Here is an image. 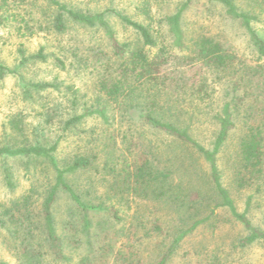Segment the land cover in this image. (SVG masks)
<instances>
[{"label": "trees", "instance_id": "16d2710c", "mask_svg": "<svg viewBox=\"0 0 264 264\" xmlns=\"http://www.w3.org/2000/svg\"><path fill=\"white\" fill-rule=\"evenodd\" d=\"M43 1L47 10L53 9L54 33L61 36L76 27L102 34L104 43L94 54L100 69L98 93L90 103L80 105L72 92L70 114L65 119L60 116L61 135L56 140L51 142L42 131L33 143L0 145V158L19 157L45 168L38 173L36 167L32 172L27 167L34 179L30 188L19 200L0 203L1 245L11 253L15 264H170L184 237L199 224L212 220L217 210H226L245 233L239 236L238 247L264 243V230L254 226L249 217L253 202L264 198V0H204L218 4L243 26L252 48L251 62L227 51L212 37L187 34L183 15L194 0H185L178 10L161 17L156 14L165 0H140L134 7L135 19L113 8L82 12L60 0ZM1 2L2 9L5 2ZM110 18L130 34L129 40L117 38ZM5 22L0 15V25ZM28 60L45 58L39 53ZM56 61L63 66L60 59ZM16 72L0 64V79ZM217 73L226 80V100L214 116L218 126L215 140L211 148H206L191 131L200 114H207L212 101L208 78ZM34 86L38 91L53 88L48 83ZM61 105L42 107L40 115L47 117L43 125L49 135ZM130 112L136 115L141 128L168 138L169 143L164 146L131 140L124 155L121 151L116 154L118 148L112 150L116 143L106 150L108 144L86 142L88 146L94 144L95 149L102 147V169L110 179L111 193L94 196L82 190L70 179L90 170L98 153L87 148L68 160H60L61 142L71 134L79 135L80 127L90 117L109 127L117 123L118 117H129ZM237 121L244 134L231 184L233 191L247 194L242 210L224 185L218 164ZM9 127L13 134H23L22 121L17 117L9 121ZM163 152L170 154L168 160H162ZM182 159L204 164L207 181L203 184L208 197L197 184L189 182L183 187L180 182L173 183ZM39 174L46 178L50 175L52 185L46 191L38 223L30 207L38 197ZM3 181L9 192L16 189L8 168L3 170ZM60 195L66 197L68 207L58 223L54 206ZM136 200L171 204L179 221L185 223L169 233L158 217H129L131 203ZM188 253L192 254H184V264H228L214 253Z\"/></svg>", "mask_w": 264, "mask_h": 264}, {"label": "rangeland", "instance_id": "374dc122", "mask_svg": "<svg viewBox=\"0 0 264 264\" xmlns=\"http://www.w3.org/2000/svg\"><path fill=\"white\" fill-rule=\"evenodd\" d=\"M60 1L82 12L113 8L133 17V19H135L134 7L140 2V0ZM4 2V7L0 8V15L6 18V22L0 25V64L12 70L15 69L17 72L5 75L0 79V145L30 144L39 140L37 138L42 131L48 135L52 142L61 135L60 116H64L65 119L70 114L69 99L73 96L72 92H75L80 105L90 103L98 93L96 84L100 69L94 59V54L97 53L98 48H102L104 43L102 34L71 27L64 35L60 36L51 29L53 9L47 10V4L43 0H4ZM184 2L185 0L162 1L156 16L170 15L175 9L178 10ZM0 4H2L1 0ZM183 19L188 35L212 37L227 51L236 54L242 60L252 61V48L248 34L243 26L228 16L218 4L194 0L184 11ZM110 24L117 32L119 40L125 41L131 38L130 34L114 18H110ZM258 28L262 27L258 26ZM39 53L44 56V61L28 60L31 56ZM57 59L63 62V66L57 63ZM209 76L208 89L212 95V101L206 108L207 114L205 112L200 114L191 131L192 137L206 148H211L215 140L218 126L214 116L223 106L227 93V83L223 79V74L217 73ZM38 83H48L53 88L38 91L34 88V85ZM60 104L62 105L57 111L49 135L47 127L43 125L47 117L40 115L42 107L51 108ZM78 111V113L81 112ZM15 117L22 121V135L13 134L10 130L9 121ZM136 118V115L130 112L129 117L126 116L122 120L118 117L117 123H112V126L108 127L102 120L90 117L80 127L79 135L66 136L59 147L58 157L60 160H68L87 148L91 151L94 150L93 154L98 153V160L90 170L78 173L70 180L94 196H106L111 193L110 179L102 169L105 160V154L101 152L102 147L95 149L94 144L88 146L86 142L94 140L97 144H108L106 150H109L110 145L116 143L112 150L115 151L118 148L116 154L121 151L124 155L128 154L126 148L131 140L138 141V143L160 142V144L164 143V146L169 143L168 138L157 137L146 131L145 128H141ZM236 124V130L233 131L220 152L218 164L224 185L237 202L238 208L242 210L247 194L233 191L231 184L240 138L244 134L241 122L237 121ZM140 134H142L141 138H139ZM138 155L140 156V153ZM182 155L185 156L186 152L183 151ZM162 157V160H168L167 157H170V154L163 152ZM180 162L181 167L180 170L175 171L172 178L173 183L180 182L183 187H188L189 182L197 184L196 186H199L197 188H202L204 196L208 197L209 192L203 184L207 181L204 164L200 162L191 164L187 159H182ZM38 164L19 157L0 158V203L17 201L26 193L34 181L30 172L34 167L37 168L38 173L41 168H44ZM179 164L178 162V167ZM4 168H8L12 174L16 186L13 192H9L4 186ZM36 178L38 197L33 199L34 203L30 209L37 216L36 221L39 223L41 205L46 191L52 185V179L50 175L49 178H46L41 174ZM131 206L129 217L144 215L147 218L158 217L165 231L169 230V233L175 232L177 226H183L185 223V220L184 222L179 221L180 216L176 215L175 209L168 203L158 204L136 200L131 203ZM67 207L66 197L60 195L54 206L58 223L63 221ZM249 217L254 226L264 230V198L258 197L253 202ZM244 234L242 229L233 223L226 210H217L212 220L199 224L184 237L170 264H184L186 260L184 254H187L188 251L193 255L214 253L220 255L222 260L226 259L228 264H264V243H255L244 249L238 247V238ZM1 241L0 239V261L6 264H15L11 253L5 245H1ZM235 246L238 248L235 249ZM192 254L188 253L190 256Z\"/></svg>", "mask_w": 264, "mask_h": 264}]
</instances>
